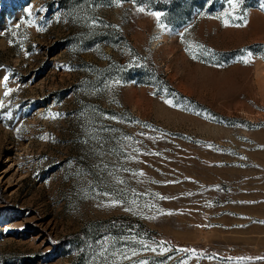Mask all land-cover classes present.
<instances>
[{"label":"rangeland","instance_id":"obj_1","mask_svg":"<svg viewBox=\"0 0 264 264\" xmlns=\"http://www.w3.org/2000/svg\"><path fill=\"white\" fill-rule=\"evenodd\" d=\"M236 2L0 0V264H264V0Z\"/></svg>","mask_w":264,"mask_h":264},{"label":"snow or ice","instance_id":"obj_2","mask_svg":"<svg viewBox=\"0 0 264 264\" xmlns=\"http://www.w3.org/2000/svg\"><path fill=\"white\" fill-rule=\"evenodd\" d=\"M227 2L231 6V8H232L233 11L236 9V7H238V4H237L236 0H227ZM138 10L139 11H144L143 8H140ZM153 15H155L157 17V19H159V17H160L161 14L160 13H153ZM227 23H228V21H227V19H225V24H227ZM245 23H246V21H245ZM161 27H163V25H161ZM188 50L191 51V49H188ZM251 57H252V53L251 52H247L245 55H242V56L238 57V60H240L241 62L247 64V63H250L251 62ZM117 83H119V82L117 81ZM11 91L12 90L9 89L7 92L4 93V95L7 96ZM166 103L172 104V101L171 100H167ZM0 107H3V103L2 102H0ZM113 119H115V117H113ZM127 139H130V137L127 138ZM142 174L143 173H141V175ZM112 203L113 204H116V203H119V201H112ZM155 250L156 249H152V251H155ZM166 251H168V249L161 248V252H166ZM184 251H193L194 252L195 250H187V249H185ZM101 255H102V253H101ZM132 255H136V253L133 251ZM124 258L127 259L128 257L125 256ZM239 259L243 260V259H246V258L241 257ZM247 259H251V258H247ZM257 259H264V257H258ZM105 264H107V261L105 262ZM139 264H146V261H140Z\"/></svg>","mask_w":264,"mask_h":264}]
</instances>
